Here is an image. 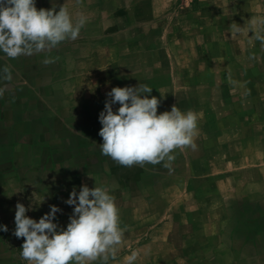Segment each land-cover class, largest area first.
Wrapping results in <instances>:
<instances>
[{"label":"rangeland","instance_id":"obj_1","mask_svg":"<svg viewBox=\"0 0 264 264\" xmlns=\"http://www.w3.org/2000/svg\"><path fill=\"white\" fill-rule=\"evenodd\" d=\"M87 23L76 40L10 59L0 51V264H27L15 206L66 229L73 188L106 187L128 226L109 264H264V0H36ZM241 26L233 33L232 25ZM264 34V33H262ZM47 57H58L44 64ZM8 66L12 79H3ZM152 87L158 114L198 116L197 149L171 168L101 153L113 87ZM119 104L113 105L116 111ZM59 230V229H58Z\"/></svg>","mask_w":264,"mask_h":264},{"label":"clouds","instance_id":"obj_2","mask_svg":"<svg viewBox=\"0 0 264 264\" xmlns=\"http://www.w3.org/2000/svg\"><path fill=\"white\" fill-rule=\"evenodd\" d=\"M80 13L73 18L66 3L51 9L36 7V0H0V51L10 59L50 52L66 40H76L87 23ZM253 25L264 26V18ZM241 26L232 25L233 33ZM264 30L255 38L264 42ZM58 57H47L44 64L54 63ZM3 79H12L8 66ZM152 87H113L106 94L104 110L99 114L103 143L101 153L124 167L146 164L171 168L177 150L197 149L198 114L189 109L181 111L173 105L170 111L158 114L160 100L149 95ZM3 89H0V97ZM119 104L116 111L113 105ZM67 205L74 206L66 229L53 221L61 212L55 205L38 221L26 215L30 209L17 202L13 235L23 238L20 256L27 264H109L118 257L127 225L121 226L116 198L104 186L89 188L82 185L79 193L73 188ZM59 229V230H58ZM0 230L7 232L6 225ZM138 253L126 257V264H134Z\"/></svg>","mask_w":264,"mask_h":264}]
</instances>
